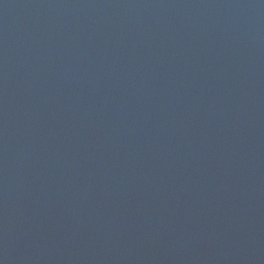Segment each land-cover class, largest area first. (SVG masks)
Returning <instances> with one entry per match:
<instances>
[{"label": "water", "instance_id": "95a60500", "mask_svg": "<svg viewBox=\"0 0 264 264\" xmlns=\"http://www.w3.org/2000/svg\"><path fill=\"white\" fill-rule=\"evenodd\" d=\"M0 264H264V0H0Z\"/></svg>", "mask_w": 264, "mask_h": 264}]
</instances>
